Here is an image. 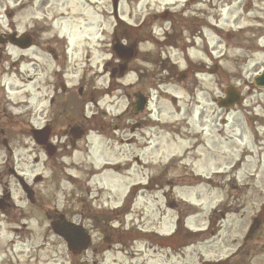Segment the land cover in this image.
<instances>
[{"label":"rangeland","instance_id":"1","mask_svg":"<svg viewBox=\"0 0 264 264\" xmlns=\"http://www.w3.org/2000/svg\"><path fill=\"white\" fill-rule=\"evenodd\" d=\"M180 9L206 27L200 35L196 28L187 31L182 47L163 48L161 58L173 64V78L161 82V75L153 76L161 71L160 63L151 64L158 51L152 43L139 46L124 77L105 72L106 62H118L112 53L117 23L112 0H0V34L15 30L34 35L31 48L8 44L0 57V89L5 88L13 115L0 120L1 129L12 131L13 150L9 153L0 133V197L8 189L14 203L0 211V264H71L80 259L53 233L50 216L80 212L85 203H76L74 196L77 200L85 196L80 188L89 178L103 209L122 202L127 211L131 207L126 220L123 217L125 229L138 223L143 231L170 234L176 229L177 212L188 218V227L208 229L184 242L178 237L166 249L151 234L134 232L140 239L132 242L124 235L123 244L107 252L93 255L88 250V257L98 264H217L246 242L253 216L262 215L264 206V88L253 84L264 71V0H141L136 6L134 0H120L119 16L136 25L148 12L154 18ZM155 20V36L161 38L169 23ZM124 22L119 34L127 29ZM133 33L130 28L128 35ZM214 66L217 71L210 74ZM181 73L185 77L177 81ZM54 83L60 88L66 84L74 92L82 87L88 94L93 84L99 99L96 108L108 114L105 119L97 114L100 123L124 114L127 127H110L103 132L106 135L89 130L73 146L62 135L68 128L64 108V119L52 123V141L60 146L54 157L48 156L30 129L51 123L50 117H57L63 108L56 104L64 105L68 93L55 107L49 104ZM227 85H234L244 97L229 111L216 103ZM139 91L149 97V105L135 115L132 105ZM86 111L90 117L94 105L87 104ZM137 124L141 126L132 131ZM12 168L33 187L34 204L11 174ZM39 176L41 181L35 182ZM134 184L136 198L129 206ZM175 196L195 206L181 201L178 205ZM219 203L230 204L228 214L223 219L218 213L210 227L212 209ZM103 239L93 236V245H104ZM244 255L233 264H264L263 254Z\"/></svg>","mask_w":264,"mask_h":264},{"label":"flooded vegetation","instance_id":"2","mask_svg":"<svg viewBox=\"0 0 264 264\" xmlns=\"http://www.w3.org/2000/svg\"><path fill=\"white\" fill-rule=\"evenodd\" d=\"M7 43V42H6ZM3 43L1 51H0V57L2 56V54H4V50H6L7 44ZM111 65H113L111 63ZM1 66V63H0ZM54 73V69L52 70L51 75ZM56 73V71H55ZM54 75V74H53ZM44 87L46 86L45 83ZM55 88L53 89V94L49 97V104L50 105H54V102L56 100L57 97V91L59 89V85L57 84V86L54 83ZM2 90V91H1ZM42 91V86L39 89V92ZM63 91H68L66 89V87H63ZM49 92V91H48ZM81 94H84L85 91H81ZM93 95V92H91L89 94V98H91ZM0 106L2 105V113H0V120L3 119L4 117L8 120L12 118V106L11 101L7 99V95H6V91L5 88L0 89ZM46 96V95H45ZM74 96L70 97V100L73 99ZM81 115L82 117H85L86 120H89L86 116H85V104L81 105ZM53 113V112H52ZM51 113V114H52ZM50 117V116H49ZM55 117V116H53ZM50 121L48 124H50L52 126V123H58L60 120L59 118L55 117L54 119L52 117H50ZM3 128V127H2ZM5 129H1L0 133L2 135V139L3 142H5L7 140V137L10 135L11 131L10 130H6ZM62 135H66V131L62 133ZM53 136V135H52ZM59 138L62 137L60 135H58ZM54 137V136H53ZM60 144L57 145L56 150L59 149ZM81 189H83V191L87 194V196H82L80 197L79 200H77L78 198L76 197L77 195H75V202L76 201H82L83 203H85V206H83V209H80V212H73L71 214H66L65 212H57L56 214L54 213L52 216H50V218L52 219V222L57 221L59 223H62L63 221H76L79 224L83 225L86 229H88L90 232L93 233L94 236L97 235H104L105 236V240H107L109 243L107 245L102 246V244L100 246H96L93 247L92 254L93 255H97V254H102L103 252H107L109 249L113 248L112 244H118L121 243L122 240V235L125 232L131 233L130 236L135 237L134 235H136L134 232H139L142 233L140 231V229L137 228L136 225L132 226L129 230H126L124 228V226L121 224L122 222L119 223V225H116L115 223H117L113 217H109L107 216V213H109V211L105 210V209H101L100 205L102 204V199L99 196H92L93 193V189L91 188V186L88 184V182L84 183V186L81 187ZM10 190H5V194H6V200H9L11 198V193L9 192ZM81 191V193L83 192ZM83 192V193H84ZM99 202V203H97ZM77 203V202H76ZM105 216V217H103ZM79 220V221H77ZM146 232H150L149 234L146 235H150L153 236V238L155 237V232L153 231H146ZM118 234L117 239L115 238H111L109 239V236H114ZM154 234V235H153ZM137 236V235H136ZM256 236V238H255ZM248 240L253 241L254 239L256 240H262V242H257L255 245H249V244H244L242 246V249H239L237 251H235L234 253H232L231 256H229L224 262L225 264H233V261H235L237 256H242L243 254H245L246 256H250L253 249H258L260 248V250L264 253V211L263 214L261 215V213H259L257 216L253 217V224L251 225L249 232H248V236H247ZM134 239V238H133ZM155 243V242H154ZM171 244H173L170 240L166 239V242L164 241L161 245L163 247H171ZM87 250L84 251L82 254L79 255L80 259H76L75 261L77 262H82V263H87V264H98V262L91 257H88L87 255Z\"/></svg>","mask_w":264,"mask_h":264},{"label":"water","instance_id":"3","mask_svg":"<svg viewBox=\"0 0 264 264\" xmlns=\"http://www.w3.org/2000/svg\"><path fill=\"white\" fill-rule=\"evenodd\" d=\"M117 6H118V0L114 1V9H115V14H117ZM16 34H11L9 36V40L15 44H18L22 48H26L31 45L32 43V38L30 35H24L21 38H15ZM115 51L117 52L118 56L121 58H124L126 60L133 58L135 52L133 47H124L122 44L119 42L115 44L114 46ZM255 83L258 86L264 87V72L262 75L258 76L255 79ZM226 95L227 97L224 99H220L218 101V105L221 107H226L229 108L235 103H238L241 101L240 94L233 88V87H228L226 89ZM146 104V99L144 96L139 95L138 96V101L135 105V111H139L144 109ZM79 136H82V131L77 129ZM33 136L37 143H45L47 139V133L48 129H43V130H37L33 129L32 130ZM81 134V135H80ZM22 184L24 185V189L26 192L29 194V198L32 199V193L28 190V187L26 184L22 181ZM54 230L56 233L59 235L63 236L66 241L69 244V247L74 251V252H79L82 248H85L88 245L89 238L84 229L76 224L65 222L62 225H54Z\"/></svg>","mask_w":264,"mask_h":264},{"label":"trees","instance_id":"4","mask_svg":"<svg viewBox=\"0 0 264 264\" xmlns=\"http://www.w3.org/2000/svg\"><path fill=\"white\" fill-rule=\"evenodd\" d=\"M80 102H81V101L78 100L77 97H75L74 105H75V106H78V105H80ZM77 110H78V109H77ZM74 112H75V111H74Z\"/></svg>","mask_w":264,"mask_h":264}]
</instances>
